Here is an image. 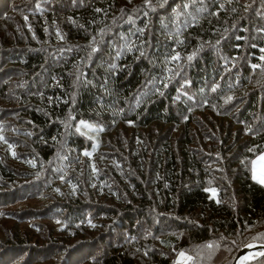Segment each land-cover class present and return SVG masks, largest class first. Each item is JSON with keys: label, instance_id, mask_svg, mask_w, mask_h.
I'll use <instances>...</instances> for the list:
<instances>
[{"label": "trees", "instance_id": "obj_1", "mask_svg": "<svg viewBox=\"0 0 264 264\" xmlns=\"http://www.w3.org/2000/svg\"><path fill=\"white\" fill-rule=\"evenodd\" d=\"M0 102V264L264 244V0H0Z\"/></svg>", "mask_w": 264, "mask_h": 264}, {"label": "rangeland", "instance_id": "obj_2", "mask_svg": "<svg viewBox=\"0 0 264 264\" xmlns=\"http://www.w3.org/2000/svg\"><path fill=\"white\" fill-rule=\"evenodd\" d=\"M3 106L4 104H1L0 102V116H2L1 109ZM5 121L6 123H8V125L14 126V121H12L10 118L6 119ZM78 129L93 140L94 146L97 145L100 139L99 129L97 125L87 121H80L78 123ZM261 157H264V151L253 158L251 163V176L253 178V176L255 175L256 179L254 180L264 185V183L261 182V180H264V159H261ZM251 256L252 254L245 255L239 260L238 264H242L243 258H250ZM187 260L188 255L186 253H181L175 261V264H185Z\"/></svg>", "mask_w": 264, "mask_h": 264}, {"label": "water", "instance_id": "obj_3", "mask_svg": "<svg viewBox=\"0 0 264 264\" xmlns=\"http://www.w3.org/2000/svg\"><path fill=\"white\" fill-rule=\"evenodd\" d=\"M259 251H264V244L261 243H248L243 246L237 253L232 264H238L239 260L247 254L257 253Z\"/></svg>", "mask_w": 264, "mask_h": 264}, {"label": "snow or ice", "instance_id": "obj_4", "mask_svg": "<svg viewBox=\"0 0 264 264\" xmlns=\"http://www.w3.org/2000/svg\"><path fill=\"white\" fill-rule=\"evenodd\" d=\"M173 59H178V57H173ZM189 59H191V57H189ZM261 159H264V157H261ZM253 179H256V176H253ZM262 183H264V180H261Z\"/></svg>", "mask_w": 264, "mask_h": 264}]
</instances>
